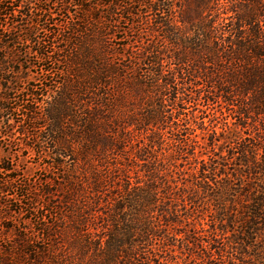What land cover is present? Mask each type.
Wrapping results in <instances>:
<instances>
[{"label":"trees","instance_id":"16d2710c","mask_svg":"<svg viewBox=\"0 0 264 264\" xmlns=\"http://www.w3.org/2000/svg\"><path fill=\"white\" fill-rule=\"evenodd\" d=\"M3 1L0 16L17 17ZM83 1L98 13L87 26L78 25L85 32L74 45L87 50L76 68L65 56L67 69L53 92L29 89L32 102L14 94L0 99V126L23 110L19 135H31L40 148L49 143L50 163L63 168L57 202L46 187L41 206H34L32 194L28 210L12 209L44 212L42 219L54 210L53 221L37 229L44 249H27L33 240L22 237L3 251L0 264H264V0H132L125 11L121 0ZM140 7L150 14V38L125 42L113 26L118 17L141 22ZM17 8L18 23L30 9L22 12L23 2ZM92 21L102 26L98 46L89 38ZM13 28L5 27L1 49H15L21 39L34 47V57H48L39 29L22 24L19 36ZM13 61L0 55V81L13 83L3 76L14 73L3 67ZM199 100L219 106L227 124L249 130L228 151L230 159L236 156L234 168L213 160L224 126L218 132L206 116L197 122L186 112ZM25 125L39 133L29 134ZM209 130L207 139L199 137ZM36 143L24 147L35 150ZM184 155L193 160L189 172L182 168ZM12 171L0 160V175ZM11 183H0V191ZM205 201L210 211L195 208ZM205 214L212 219L201 227V240L194 231ZM220 234L227 241L218 246ZM199 245L208 250L204 257L194 251Z\"/></svg>","mask_w":264,"mask_h":264},{"label":"rangeland","instance_id":"374dc122","mask_svg":"<svg viewBox=\"0 0 264 264\" xmlns=\"http://www.w3.org/2000/svg\"><path fill=\"white\" fill-rule=\"evenodd\" d=\"M101 1L102 0H91L89 4L91 6H96V4ZM19 2H23L24 4V10H22V12L25 13L26 5L29 7L30 12H28L29 17L23 19L22 22H18V24L17 21L22 19V16H20L21 13L17 8ZM128 2H132V0H121V6L119 7L120 10L125 11V3ZM2 4L7 7L6 12L14 10L15 12L17 11L16 14L18 15L17 17H15V15H8L7 17L0 16L1 48L5 44L4 42L8 41L6 36L9 35V33L5 30V27H14L11 33L19 34V36H21L20 28L22 24L24 26L27 24V26L39 29V37L44 39V51L42 52L48 56L44 58V60L34 57V53L30 54L34 47L25 44L21 39L18 41L16 40V42L19 43L14 45L15 49L4 50L0 48V55L5 54V56H11L14 59L13 64H3V67H6V69H9V67L10 69L14 68V73L9 74V72L6 71L3 75L4 78H9V76H11L13 78V83H6L5 80L0 81V88L7 85L11 88L13 87V90L4 92L0 89V91H2L0 92V99L4 94L6 96L9 94L12 96L14 94L20 99L24 98L25 100L32 102L34 101V98L31 94H28L29 92L27 90L33 89L36 92L43 94L48 92L51 93L62 81L64 78L63 72L67 69L66 62H64L65 56H67L68 61L72 63L71 66H73V70L76 68L77 65L75 64L78 63L80 55L82 52H85L84 49L87 50V47H85V45L79 46V49L77 48L76 50V47L78 46L74 45V42L76 41L75 36H77V33L82 35V33L85 32L84 29L79 26H87L90 17L96 15L98 12L95 9H92L94 11H88L87 9L90 10L91 7L87 6L83 0H43V2L40 0H4ZM40 8H43V10H40ZM135 12L140 13L141 16H143L141 22H139L140 18H135V23L133 17L128 16L126 19L118 17L113 26V30H116L119 33V36L125 37V42H134V40H137L135 44H139V37L144 39L150 38L148 31L149 24L146 25V21L149 22L150 14L149 12L146 13L145 8L143 7L136 9ZM92 23H94L93 26L96 27L93 29L92 34L89 37L92 39L90 42L94 46H98L103 39V31L99 29L102 26L93 21ZM64 31L70 32V34L67 35ZM10 44H13V42ZM6 60L9 61V58ZM196 89H198L201 94L204 90L201 85ZM14 91L15 93H13ZM17 104L19 103L17 102ZM39 104L36 105L38 106ZM186 108V112L197 116L195 118V121L197 122H201L202 117L206 116L203 118L205 123L209 124L210 120L213 125L212 129L215 128L218 132L221 131V127L224 126V134H217V137H224L225 140L222 139L219 144L215 146L214 151L216 155H213V160L215 159L217 162L215 164L216 167H219L221 164H230V167L234 168L235 165H233V163L236 162V156L234 155L235 157H231L230 159L228 151L232 152L231 148L237 144L236 142L247 137L249 130L238 128L237 125L227 124L225 114L221 113L220 107L210 105V107L207 108V106L204 105L203 100L197 101L196 104H187ZM22 120L23 110L17 112V114H12L11 119L6 120V122H4L3 118L2 122L4 123H1L0 126V133L10 134V137H6V139L2 140L0 138V160L9 164L13 170L11 175H0V183H3L5 180H12L11 186L7 189V192L5 191V193H2L0 191V258L3 256V251L12 246V243L16 245L17 243L22 242V237H28L30 240H33V243H31L32 246H27V249H44V235L41 232L38 234L37 229L44 228V224L49 225L53 221L55 216L54 210H52L51 214H47L45 219L44 217L42 219L44 212L34 213L33 215L28 213L25 215L24 213H15L12 209L21 210V212L28 210V208H30L32 194L37 196V201L34 206H41L44 203V199H46L42 193L44 188L48 187L53 191L56 190V185L61 181L63 173V168H56L50 163L51 159L49 158V155L53 150L49 143L44 144L43 147L40 148V145L35 141L36 139H33L31 135L30 137L19 135L18 130L23 127ZM24 127L27 128L29 134L37 135L39 133V129H33L30 125H25ZM166 132L169 131L167 130ZM210 133L211 130H209L208 133L205 131V133L203 135L200 134L199 137L207 139ZM166 136H169V134L167 133ZM201 138L199 140L205 142ZM34 143H36L35 150L26 149L24 147V144L32 146ZM172 145L176 144H171L169 150L174 149L172 148ZM211 154L213 153L211 152ZM204 158L207 159L206 156H204ZM183 160L182 168H184V172H189L191 170L190 162L193 160L187 155H184ZM199 160H201L200 157L197 162ZM200 163L201 162H198V164ZM210 163L211 161L207 164ZM181 175L182 174L180 173V176ZM6 193L7 196L5 195ZM22 194H25L27 197L18 201L22 198ZM50 199L57 202L60 197L58 196V193H55L54 191ZM6 203H9V205H5ZM203 205L207 209L205 212L210 211L211 206L210 204H207V201H205L204 204H197L195 208L200 210ZM187 207H189V204ZM206 214L204 217L205 220H201L200 225H198L196 231H194L195 238H201V240H206V237L204 231L201 232L200 230L207 229L208 227L205 222L207 220L209 223V220L211 221L212 219V216L209 217L206 216ZM202 226L203 229H201ZM224 236V234H220L217 244L218 246L227 241ZM262 241L263 240L259 241V245L261 246L263 244ZM203 244H206V242H203ZM194 251L199 255L201 254L203 257L206 252H208V250L204 249V246L201 245H199ZM182 257L186 258L184 262L190 260L186 254L182 255Z\"/></svg>","mask_w":264,"mask_h":264}]
</instances>
